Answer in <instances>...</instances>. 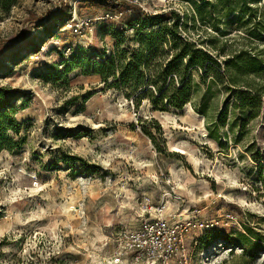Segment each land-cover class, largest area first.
<instances>
[{
    "label": "rangeland",
    "instance_id": "1",
    "mask_svg": "<svg viewBox=\"0 0 264 264\" xmlns=\"http://www.w3.org/2000/svg\"><path fill=\"white\" fill-rule=\"evenodd\" d=\"M125 1L165 16L154 30L178 24L219 76L180 111L137 106L92 76L138 48L118 17L0 0V264H136L126 237L159 218L182 229L171 264H264V0Z\"/></svg>",
    "mask_w": 264,
    "mask_h": 264
},
{
    "label": "trees",
    "instance_id": "2",
    "mask_svg": "<svg viewBox=\"0 0 264 264\" xmlns=\"http://www.w3.org/2000/svg\"><path fill=\"white\" fill-rule=\"evenodd\" d=\"M260 1L255 0L257 4ZM80 7L94 16L101 14L112 20L118 17L115 37L134 31L138 48L132 51L118 49L117 55L95 61L92 76L105 88L121 90L137 106L148 101L154 111H180L194 99L206 75L213 73L219 76L217 70L221 68V63L211 53L199 48L196 41L184 39L178 24L153 29L166 20L165 16L157 15L145 21L141 19L140 9L125 0H81ZM35 19L38 18L31 17V20ZM68 20L70 15L64 12L56 29H63ZM94 33L97 40L99 30ZM237 97L239 104L244 105L247 100L245 93H238ZM5 108L0 102V119L5 114ZM2 147L0 142V152Z\"/></svg>",
    "mask_w": 264,
    "mask_h": 264
},
{
    "label": "built area",
    "instance_id": "3",
    "mask_svg": "<svg viewBox=\"0 0 264 264\" xmlns=\"http://www.w3.org/2000/svg\"><path fill=\"white\" fill-rule=\"evenodd\" d=\"M181 227L169 219L145 222L125 240V250L133 253L136 264H171L184 250Z\"/></svg>",
    "mask_w": 264,
    "mask_h": 264
},
{
    "label": "bare ground",
    "instance_id": "4",
    "mask_svg": "<svg viewBox=\"0 0 264 264\" xmlns=\"http://www.w3.org/2000/svg\"><path fill=\"white\" fill-rule=\"evenodd\" d=\"M168 206H171V204H169ZM170 208V207H169Z\"/></svg>",
    "mask_w": 264,
    "mask_h": 264
}]
</instances>
